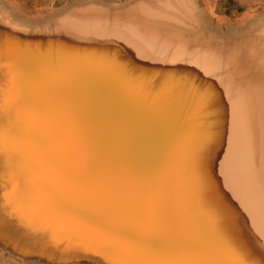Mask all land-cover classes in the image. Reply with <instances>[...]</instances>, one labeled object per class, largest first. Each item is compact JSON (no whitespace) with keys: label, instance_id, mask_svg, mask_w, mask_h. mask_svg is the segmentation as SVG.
I'll list each match as a JSON object with an SVG mask.
<instances>
[{"label":"bare ground","instance_id":"obj_1","mask_svg":"<svg viewBox=\"0 0 264 264\" xmlns=\"http://www.w3.org/2000/svg\"><path fill=\"white\" fill-rule=\"evenodd\" d=\"M74 13L28 31L0 9V87L13 120L64 122L74 171L58 179L102 218L57 204L38 170L5 157L0 234L59 262L113 264L112 247L135 261H190L199 249L234 262L223 242L264 264V24L228 41L203 30L191 2ZM69 103L84 114L83 141ZM17 147L51 168L36 146Z\"/></svg>","mask_w":264,"mask_h":264},{"label":"snow or ice","instance_id":"obj_2","mask_svg":"<svg viewBox=\"0 0 264 264\" xmlns=\"http://www.w3.org/2000/svg\"><path fill=\"white\" fill-rule=\"evenodd\" d=\"M37 88L42 87V78L37 77ZM31 88V86H28ZM49 111L48 102L42 99L38 108V112L43 115ZM70 119L71 126L79 129L82 133L85 131L84 114L79 107L74 103H69L66 108ZM7 142V147H6ZM19 142H27L36 146L41 152L48 155L51 168L45 165L42 161L32 159L29 155L21 151L17 145ZM74 142L69 132L67 131L63 121L49 119L42 125L31 124L13 120L11 112H5L3 89L0 87V187H2L3 177V162L7 157L9 164H15L23 167H30L38 170L42 176V187L44 191L57 204L71 207L77 206L78 210L84 215L97 214L101 215L103 210L93 209L87 206H79L74 200L72 193L61 183L57 174L70 176L73 174L72 161L74 158ZM92 161L86 162V167L91 166ZM112 227L116 231H122L123 226L113 224ZM135 238L141 239L140 234H136ZM169 245L163 242H157L154 249L157 252L167 251ZM221 249L230 256L237 257L233 261H227L217 258L216 253L205 252L199 249H194V254L198 259L190 261L165 260L157 262L135 261L125 259L126 250L120 247H112L111 252L113 264H249L239 256V253L229 247L226 243H221Z\"/></svg>","mask_w":264,"mask_h":264},{"label":"rangeland","instance_id":"obj_3","mask_svg":"<svg viewBox=\"0 0 264 264\" xmlns=\"http://www.w3.org/2000/svg\"><path fill=\"white\" fill-rule=\"evenodd\" d=\"M143 1L147 0H0V9L12 21L25 26L28 31H38L45 27L49 29L54 22L62 17H75L76 10L91 4L124 9ZM175 1L182 4L189 2L194 4L200 26L204 27L203 30L222 40L237 41L244 35L254 34L264 24V0ZM0 259H2L0 264H3L2 262L5 264H13V262L14 264H99L89 255H79L59 262L34 249L19 250L1 234Z\"/></svg>","mask_w":264,"mask_h":264}]
</instances>
